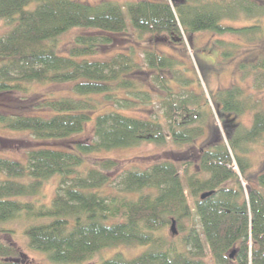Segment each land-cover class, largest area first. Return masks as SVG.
Listing matches in <instances>:
<instances>
[{
	"label": "trees",
	"instance_id": "1",
	"mask_svg": "<svg viewBox=\"0 0 264 264\" xmlns=\"http://www.w3.org/2000/svg\"><path fill=\"white\" fill-rule=\"evenodd\" d=\"M240 19L251 24H222ZM127 20L137 37L149 35L174 46L200 32L235 34L254 42L264 35V0H0V21L10 26L0 36V94L27 93L32 84L72 83L74 95L46 101L42 107L49 111L43 115L0 114V128L28 132L40 141L62 140L80 133L91 120L97 107L93 96L122 108L151 103L150 89L135 76L145 69L174 72L177 59L145 50L136 61L133 49L107 61L90 58L112 42L110 35L127 31ZM73 29L86 33L75 35L67 51L58 52L59 38ZM253 67L261 87L264 60ZM151 80L162 82L166 93L159 98L163 121L103 111L94 117L92 142L69 149L36 147L23 161L0 155V226L24 223L28 247L50 264H88L103 251L128 245L145 249L131 259L114 253L99 264H206V259L264 264V172L256 177L257 188L249 186L246 192L242 185L250 167L245 144L264 138V110L243 98L238 87L215 96L221 118L215 132L224 142L200 152L198 173H190V163L160 161L122 172L115 191L106 193L108 172L116 162L107 159L82 169L85 156L93 153L142 143L190 144L203 134L201 125L191 124L205 117L189 112L188 100L178 101L166 79L156 74ZM120 91L129 97L117 98ZM247 110H254L248 129L226 119ZM52 178H57L54 197L47 205L38 203L34 199ZM228 182L232 184L225 186ZM206 192L210 195L201 199ZM171 221L176 236L165 234ZM4 231L0 227V234ZM17 256L12 246L0 243V264H17Z\"/></svg>",
	"mask_w": 264,
	"mask_h": 264
},
{
	"label": "rangeland",
	"instance_id": "2",
	"mask_svg": "<svg viewBox=\"0 0 264 264\" xmlns=\"http://www.w3.org/2000/svg\"><path fill=\"white\" fill-rule=\"evenodd\" d=\"M89 4H97L106 0H78ZM116 1V0H113ZM128 28L123 33L110 35L112 42L108 45L100 46L92 59L107 61L116 53H129L131 49L135 51L136 61H141L143 51L152 50L163 55H167L179 61V66L174 72L162 70L153 72L145 69L146 73H139L135 77L141 82L144 89L151 91V103H141L133 107L122 108L113 100H107L102 96H93L94 105L97 106L90 114L91 120L88 121L83 130L67 139L40 141L34 139L28 132L9 131L0 128V155L24 160V155L30 149L36 147H52L69 149L77 142H92L94 138V117L103 111H117L130 117L144 119H156L163 121L165 110L160 108L159 98H164L165 91L161 88V83L151 80V77L158 74L166 79L177 93L174 97L180 100H188L187 108L189 112L201 113L205 117L204 122H194L191 126H202L203 134L197 137L192 143L175 145L167 141L163 145L142 143L136 147L118 148L111 151H101L85 156L83 170L86 168L97 167V164L110 159L114 160L117 166L108 172L110 184L105 188L106 193L115 191L118 175L122 172L141 168L145 169L153 163L160 161H174L175 163H190V173H198L199 154L202 150L214 147L224 139L215 132L220 125L218 115V105L215 96L219 91H224L231 87H238L242 92V97L257 103L258 109L264 110V85L258 87L257 73L258 68L254 69L260 60H264V35L258 41L247 42L235 34L215 35L209 32H200L186 37V41L179 46H174L167 40H153L149 35L137 37L129 21ZM223 25L232 27L248 26L251 22L246 20H225ZM5 21H0V36L9 29ZM81 29H73L59 38L57 44L58 52L64 53L72 45L75 35L84 34ZM241 66H245L241 69ZM183 79L191 82L184 85ZM72 83H49L32 84L27 93H5L0 94V114L8 115H43L49 110L42 107L46 101L61 98L74 97ZM177 86H184L177 89ZM182 89V90H181ZM184 89V90H183ZM195 96L197 105L195 102ZM129 97L124 93L116 92V97ZM117 97V98H118ZM241 97V98H242ZM254 110L244 111L239 116L232 113L227 114L226 119L236 126L248 129L252 121ZM175 118L181 120V114L176 113ZM187 118V117H184ZM233 139V135L231 136ZM247 148L246 157L250 167L242 177L244 190L248 192L249 186L257 188L256 177L264 172V138L256 142L245 144ZM236 170V167H232ZM231 182L225 186L231 185ZM57 178L50 179L43 187L41 196L35 198L38 203L49 204L56 193ZM1 228L7 230L0 234V243L12 246L18 256L13 259L17 264H50L47 257L27 245V240L23 236L22 230L24 223L9 222L2 224ZM175 234L171 233L170 225L166 228L165 234L176 236L177 230L174 224ZM145 248L128 245L103 251L97 254L88 264H99L101 260L111 257L114 253H120L126 259H131L139 255ZM206 264H214L206 259Z\"/></svg>",
	"mask_w": 264,
	"mask_h": 264
},
{
	"label": "water",
	"instance_id": "3",
	"mask_svg": "<svg viewBox=\"0 0 264 264\" xmlns=\"http://www.w3.org/2000/svg\"><path fill=\"white\" fill-rule=\"evenodd\" d=\"M135 1H141V0H135ZM209 195H210V193H209V192H206V193L202 194V195L200 196V198H201V199H204L205 197H207V196H209ZM170 228H171V233H172V234H175L174 221H171ZM232 256H233V253L230 254L229 258H232Z\"/></svg>",
	"mask_w": 264,
	"mask_h": 264
}]
</instances>
